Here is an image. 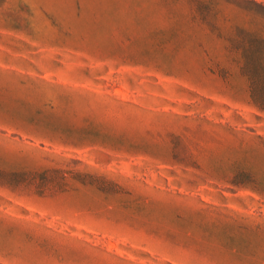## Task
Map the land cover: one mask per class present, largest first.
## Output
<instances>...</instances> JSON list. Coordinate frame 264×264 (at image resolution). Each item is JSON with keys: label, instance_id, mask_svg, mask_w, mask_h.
Instances as JSON below:
<instances>
[{"label": "rangeland", "instance_id": "rangeland-1", "mask_svg": "<svg viewBox=\"0 0 264 264\" xmlns=\"http://www.w3.org/2000/svg\"><path fill=\"white\" fill-rule=\"evenodd\" d=\"M0 264H264V0H0Z\"/></svg>", "mask_w": 264, "mask_h": 264}]
</instances>
